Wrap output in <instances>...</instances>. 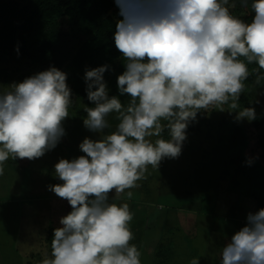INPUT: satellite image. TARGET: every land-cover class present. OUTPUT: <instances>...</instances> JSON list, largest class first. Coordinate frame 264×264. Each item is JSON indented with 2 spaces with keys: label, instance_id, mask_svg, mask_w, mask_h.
<instances>
[{
  "label": "clouds",
  "instance_id": "obj_1",
  "mask_svg": "<svg viewBox=\"0 0 264 264\" xmlns=\"http://www.w3.org/2000/svg\"><path fill=\"white\" fill-rule=\"evenodd\" d=\"M238 2L250 4V22L232 13L237 0H115L120 19L113 39L125 68L117 77L119 96L109 95V65L85 69L93 106L85 105L83 125L99 138L85 137L79 144L84 155L54 165L62 183L48 190L71 211L53 230L51 256L41 264H142L131 243L134 212L115 201L121 194L132 198L149 166L158 170L162 160L181 155L198 114L215 108L234 113L238 123L257 119L255 108L241 107L240 98L253 74L256 85L264 83V0ZM250 64L258 69L250 72ZM72 103L67 73L55 66L0 90V176L9 159L35 160L56 148ZM112 113L119 123L106 133ZM219 264H264V208L247 214Z\"/></svg>",
  "mask_w": 264,
  "mask_h": 264
},
{
  "label": "rangeland",
  "instance_id": "obj_2",
  "mask_svg": "<svg viewBox=\"0 0 264 264\" xmlns=\"http://www.w3.org/2000/svg\"><path fill=\"white\" fill-rule=\"evenodd\" d=\"M236 10L237 6L231 9L234 15ZM243 13L244 10L240 15ZM52 28L65 31L67 19ZM2 58L0 70L11 71L12 79L0 80V90H8L13 82H22L35 73L29 61ZM242 95L241 107L257 106L264 124V86H247ZM85 105L79 101L70 106L64 121L66 135L55 149L35 160L6 162L5 174L0 176V264H41L46 255L50 258L48 231L60 227V218L71 211L66 200L48 190V185L62 183L54 177V165L61 158L71 160L84 155L79 144L85 137L99 138V134L84 127L86 117L78 114ZM208 111L212 121L197 133H187L178 158L162 160L158 170L149 166L148 178L131 190L132 198L121 194L115 201L129 203L134 212L131 229L135 239L131 243L141 251L142 264H190L197 257L199 264H219L223 246L244 226L236 227L232 222L246 223L249 212L261 209L257 199L264 205V145L259 146L258 135L252 134L251 122H235V114L228 111ZM107 120L110 127L105 132L111 133L119 121L115 113ZM238 127L249 136L244 145L229 142ZM261 131L260 137H264V125ZM246 158H252L254 163L248 166ZM23 164L24 171H29L19 179L21 170L17 166ZM29 185L30 190L25 192ZM37 191L42 196L35 195ZM27 195L33 209H37L30 218H26L20 202ZM15 197L19 204L13 208L6 202ZM185 210L197 213H185L192 221L190 230L184 219L182 223ZM155 226L160 230L156 231Z\"/></svg>",
  "mask_w": 264,
  "mask_h": 264
},
{
  "label": "trees",
  "instance_id": "obj_3",
  "mask_svg": "<svg viewBox=\"0 0 264 264\" xmlns=\"http://www.w3.org/2000/svg\"><path fill=\"white\" fill-rule=\"evenodd\" d=\"M236 6L235 15L250 22L253 15L250 4L243 7L237 0ZM242 10L244 13L240 15ZM118 12L115 0H0V59L4 57L29 61L35 68L34 74L47 70L50 66L57 67L67 73V84L73 93L72 106L84 101L87 106L92 107L87 100L83 79L86 68L109 65L110 69L104 74L110 89L109 95L119 96L117 77L125 68L124 58L116 49L113 39L116 21L120 19ZM65 19L68 21L65 31L52 28V25L58 26ZM248 67L250 72L258 69L256 64ZM11 79V71L0 70V80ZM245 83L247 86H264V83L256 85L254 74ZM120 99L126 104L129 98L124 96ZM242 99L243 95L240 102ZM248 106L256 110L257 119L250 123V127L253 128L252 134L258 135L259 146H263L264 137H260L264 125L262 116L257 106L245 105ZM78 114L84 117L87 115L84 108L78 110ZM211 119L209 113L198 114L197 122L189 126L187 133L199 132ZM165 135L167 136L166 133ZM248 137L246 130L238 127L233 131L229 142L244 145ZM257 200L259 207L264 208L260 200ZM52 238L51 229L47 238L50 256Z\"/></svg>",
  "mask_w": 264,
  "mask_h": 264
},
{
  "label": "crops",
  "instance_id": "obj_4",
  "mask_svg": "<svg viewBox=\"0 0 264 264\" xmlns=\"http://www.w3.org/2000/svg\"><path fill=\"white\" fill-rule=\"evenodd\" d=\"M24 164L23 165H18L17 167H19L20 168V170H21V172H23V173H21V172H19L18 170H17V168L15 167V170H17L19 173V179H20V177H24L25 175V173H28V171L29 170H25L24 171ZM29 166L30 165H28L26 168H29ZM19 182V181H18ZM37 187H39V186H37ZM37 187H35V189H37ZM28 189L30 190V185H29V187L25 190V192H27L28 191ZM36 192V191H35ZM35 195H40L39 194V192L37 191V193H34ZM40 196H42V195H40ZM16 198V199H15ZM14 199H12V200H7V204H9L10 206H12L13 208L14 207H18V199H17V197H15ZM23 198V200L22 201H20V202H22V211H24V214H25V216H26V218H30V217H32V216H34L35 215V210H37V209H33V205H32V201L30 200V197L27 195V196H25V197H22ZM18 210H19V208H18ZM183 212V214H184V217H182V223H183V219H184V221L185 222H187V224H186V229L188 230H190V226H192L191 225V223H192V221L191 220H189V219H187L186 217H185V213H188L187 214V216H191L192 214L193 215H195V214H197V213H195V212H193V213H191V211H189V210H185V211H182ZM181 212V213H182ZM203 214V213H202ZM27 225L29 224V222L27 221V220H25L24 221ZM233 224L235 223V225H233V226H236V227H239V226H237V225H245L246 223L244 222V221H242V222H232ZM25 224V225H26ZM24 225V226H25ZM27 225H26V227H27ZM159 225V224H158ZM152 226H154V225H152ZM156 227V226H155ZM155 227H154V230H155ZM26 230H27V228H26ZM30 230H31V228H30ZM160 229L159 228H157L156 227V231H159ZM162 230V229H161ZM32 231V230H31ZM23 233V232H22ZM24 234V233H23Z\"/></svg>",
  "mask_w": 264,
  "mask_h": 264
}]
</instances>
